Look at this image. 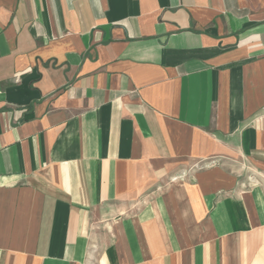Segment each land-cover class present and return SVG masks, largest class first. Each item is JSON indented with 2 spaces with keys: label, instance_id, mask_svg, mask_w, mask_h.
I'll list each match as a JSON object with an SVG mask.
<instances>
[{
  "label": "crops",
  "instance_id": "obj_1",
  "mask_svg": "<svg viewBox=\"0 0 264 264\" xmlns=\"http://www.w3.org/2000/svg\"><path fill=\"white\" fill-rule=\"evenodd\" d=\"M264 0H0V264H264Z\"/></svg>",
  "mask_w": 264,
  "mask_h": 264
},
{
  "label": "rangeland",
  "instance_id": "obj_2",
  "mask_svg": "<svg viewBox=\"0 0 264 264\" xmlns=\"http://www.w3.org/2000/svg\"><path fill=\"white\" fill-rule=\"evenodd\" d=\"M264 247V246H263ZM264 250V249H263ZM263 258H264V254H263ZM251 264H252V260H251Z\"/></svg>",
  "mask_w": 264,
  "mask_h": 264
}]
</instances>
